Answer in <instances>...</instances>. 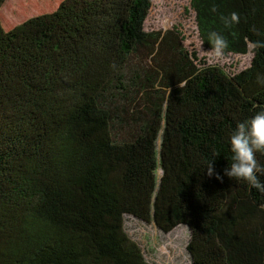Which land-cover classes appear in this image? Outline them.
<instances>
[{"label":"trees","instance_id":"trees-1","mask_svg":"<svg viewBox=\"0 0 264 264\" xmlns=\"http://www.w3.org/2000/svg\"><path fill=\"white\" fill-rule=\"evenodd\" d=\"M189 2L206 48L213 30L226 53L264 41V0ZM150 7L62 0L0 23V264H148L126 215L187 226L192 264H264V195L223 175L229 133L264 108V48L235 74L200 67L178 30H144ZM159 163L172 200L149 211L127 195L149 194Z\"/></svg>","mask_w":264,"mask_h":264},{"label":"rangeland","instance_id":"rangeland-1","mask_svg":"<svg viewBox=\"0 0 264 264\" xmlns=\"http://www.w3.org/2000/svg\"><path fill=\"white\" fill-rule=\"evenodd\" d=\"M61 1L4 0L0 6V23L4 30H10L30 17L54 11ZM16 15H21V17L7 25V19ZM168 29H176L181 33L185 47L189 52L195 53L196 63L200 67L215 65L228 74H235L247 68L251 63L253 55L250 45L245 54L225 53L219 60L211 58L212 54L208 52L211 49L206 48L199 38L195 14L189 0H151V7L144 22V30L151 32ZM161 125H164V119ZM161 136L159 129L155 136L157 156L160 151ZM169 175L172 176L159 163L154 173L151 192L147 195H139L135 189H131L127 198L131 202L142 200L144 208L149 211L156 206L170 203L174 183ZM124 230L139 245L148 264H192L186 249L190 237L187 226L180 225L168 233H163L153 222L146 223L126 215Z\"/></svg>","mask_w":264,"mask_h":264},{"label":"clouds","instance_id":"clouds-1","mask_svg":"<svg viewBox=\"0 0 264 264\" xmlns=\"http://www.w3.org/2000/svg\"><path fill=\"white\" fill-rule=\"evenodd\" d=\"M215 10L213 7L212 11L215 12ZM222 19L226 26L240 22V16L235 11ZM207 41L211 45V50L208 51L212 54L211 58L221 59L229 47L226 37L213 30L208 33ZM251 45L254 50H258L264 48V41H253ZM257 83L264 85V75L257 76ZM227 142L231 153V163L223 169V175L233 180L244 181L251 189L264 195V164L257 159L258 154H264V108L238 121L229 133ZM213 160L206 167L209 176L214 174ZM215 175L216 179L222 180L219 173Z\"/></svg>","mask_w":264,"mask_h":264},{"label":"bare ground","instance_id":"bare-ground-1","mask_svg":"<svg viewBox=\"0 0 264 264\" xmlns=\"http://www.w3.org/2000/svg\"><path fill=\"white\" fill-rule=\"evenodd\" d=\"M20 17H21V15H18V16L16 15L14 17H10L9 19H7L6 24L7 25H10V24H12L13 22H15Z\"/></svg>","mask_w":264,"mask_h":264}]
</instances>
